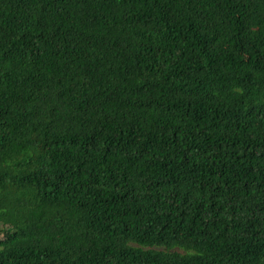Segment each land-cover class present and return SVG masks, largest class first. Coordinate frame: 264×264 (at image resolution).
<instances>
[{
	"label": "trees",
	"instance_id": "1",
	"mask_svg": "<svg viewBox=\"0 0 264 264\" xmlns=\"http://www.w3.org/2000/svg\"><path fill=\"white\" fill-rule=\"evenodd\" d=\"M0 264H264V0H0Z\"/></svg>",
	"mask_w": 264,
	"mask_h": 264
}]
</instances>
